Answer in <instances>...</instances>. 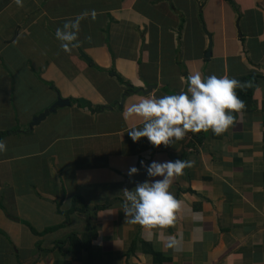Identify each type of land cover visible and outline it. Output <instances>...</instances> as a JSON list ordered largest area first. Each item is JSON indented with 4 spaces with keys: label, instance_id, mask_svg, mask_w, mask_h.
I'll return each instance as SVG.
<instances>
[{
    "label": "crops",
    "instance_id": "crops-1",
    "mask_svg": "<svg viewBox=\"0 0 264 264\" xmlns=\"http://www.w3.org/2000/svg\"><path fill=\"white\" fill-rule=\"evenodd\" d=\"M92 11L74 41L55 38ZM196 72L252 85L233 124L170 146L133 142L127 131L142 120H125L124 107L184 90ZM59 95L70 104L30 128ZM9 130L0 264H264V0H0V132ZM174 159L192 162L169 188L176 223L125 220L121 190L161 179L140 161ZM74 196L88 214L59 226ZM177 233L180 251L167 247Z\"/></svg>",
    "mask_w": 264,
    "mask_h": 264
},
{
    "label": "clouds",
    "instance_id": "clouds-1",
    "mask_svg": "<svg viewBox=\"0 0 264 264\" xmlns=\"http://www.w3.org/2000/svg\"><path fill=\"white\" fill-rule=\"evenodd\" d=\"M20 3V0H17ZM95 19V12L78 14L74 19L66 21L62 27L55 30L58 41H74L79 32L80 21L87 16ZM75 47V45H73ZM60 48L69 51L67 43H60ZM186 79V89L146 98L124 107L122 117L141 118L140 126L131 127L127 135L133 142L147 138L154 147L170 146L181 140L188 132L197 133L211 130L214 135H220L233 124V112L243 107V102L236 95V89L242 87L235 78L227 76L217 77L208 75L201 77L199 72L190 73ZM5 149L0 141V151ZM192 162L184 159L166 160L158 162L151 160L147 164L140 161L150 178L136 183L134 188L125 187L121 190V211L125 220L132 224H139L147 229H165L176 223V213L180 208V201L169 191L174 177L183 174L185 168H190ZM139 169L130 165L127 169L128 177L137 174ZM179 233L169 236L167 247L174 251L181 250Z\"/></svg>",
    "mask_w": 264,
    "mask_h": 264
},
{
    "label": "trees",
    "instance_id": "trees-1",
    "mask_svg": "<svg viewBox=\"0 0 264 264\" xmlns=\"http://www.w3.org/2000/svg\"><path fill=\"white\" fill-rule=\"evenodd\" d=\"M239 82L241 83L242 85V80H239ZM252 85L250 86H247V87H240V88H237L235 91H236V95L239 97V99L244 103L245 101H243V99H246V96L251 94L252 93ZM133 87L132 86H129L127 91L126 92H130L131 90L133 91ZM248 91V92H246ZM250 96V95H249ZM243 97V98H242ZM12 132V130H9V131H2L0 132V138L5 135L6 133L8 132ZM202 132V131H200ZM88 205L85 203L84 199L81 197V196H74L72 198V201L70 203V206L68 209H65L63 212L65 213L66 215V219L63 223H61L59 226H62L64 224H66L70 218H71V215L73 213H76V212H82L84 214H88ZM49 229H52V228H47L45 230H49ZM76 235L75 234H72L70 235L66 240H61V241H58L57 244H62V243H65V242H71L73 243L77 237H75ZM151 252L154 253V255L156 256V253L152 250V248H150Z\"/></svg>",
    "mask_w": 264,
    "mask_h": 264
},
{
    "label": "water",
    "instance_id": "water-1",
    "mask_svg": "<svg viewBox=\"0 0 264 264\" xmlns=\"http://www.w3.org/2000/svg\"><path fill=\"white\" fill-rule=\"evenodd\" d=\"M211 49V40H210V44H209V49L208 52ZM82 55L86 58V59H90L88 57V55H86L85 53H82ZM70 101L69 99L66 98H62L60 95L58 96L57 100L52 103L50 105V107L44 109L41 113H39L38 115L34 116L32 122L30 123V128H32L35 124H38L41 120H43L49 113L51 112H55L57 110V108L59 106H63V105H69Z\"/></svg>",
    "mask_w": 264,
    "mask_h": 264
}]
</instances>
